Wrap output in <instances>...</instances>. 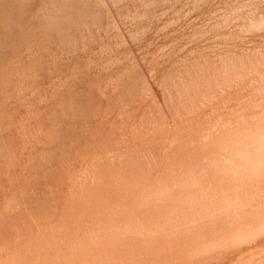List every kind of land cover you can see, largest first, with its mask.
<instances>
[{
    "label": "rangeland",
    "instance_id": "374dc122",
    "mask_svg": "<svg viewBox=\"0 0 264 264\" xmlns=\"http://www.w3.org/2000/svg\"><path fill=\"white\" fill-rule=\"evenodd\" d=\"M84 88L86 91L82 90ZM241 120L243 121L240 122ZM177 127L182 129L179 131ZM219 127L227 131H222ZM263 127L264 0H0V264H107L109 261L110 264H259V261L264 264V194H260L264 191ZM165 128L167 129L164 131ZM200 135L203 137L200 138ZM190 137L194 142L192 140L190 143ZM196 137L197 140L200 138V142ZM259 137L260 140L251 142ZM208 141L210 143H207ZM224 141V147H217L224 144ZM180 143L185 145L184 148ZM202 143L204 146H212H205L202 151ZM255 146L257 148L254 149ZM163 151L167 152L164 161ZM255 154L258 156L255 157ZM183 155L186 158L183 159ZM212 156L216 157L213 159ZM201 159L204 162L198 161ZM141 167L144 169L141 170ZM186 170L189 171L185 172ZM127 172L129 174L125 177ZM242 173H245V177ZM249 173L253 175L250 176ZM119 174H124L125 176H122L126 179L129 177L130 181L125 183L126 186L121 184L125 178ZM111 175H119L120 182L117 179V184L115 178V183ZM140 175L144 181L140 179ZM158 177L161 185L157 182ZM164 177L170 179L167 181ZM242 177L246 183L242 181ZM154 178L160 187L154 182ZM195 181L197 183H194ZM208 182H211V187ZM97 183L99 185H96ZM102 183H106L108 188ZM94 185L100 186L101 192L103 188V200L99 198L101 192L100 195L95 194L99 188H93ZM111 185L114 187L113 191ZM117 185L120 188L125 187L127 193L125 188H122L121 192ZM170 187L169 191L166 190ZM181 187H186L187 190H182ZM236 187H240L239 193L235 192ZM104 188L110 189L109 192ZM90 189L98 190L94 193ZM129 190L132 196H129ZM117 191L120 194H117ZM188 192L194 196L191 197ZM226 192H229V195L224 196L223 193ZM124 193L128 196H124ZM151 193L154 197L152 199ZM91 194L96 199H92ZM202 196H206L205 199H202ZM215 196H219L221 202ZM145 198L149 199L147 202L149 201L151 206L145 202ZM206 199V202H201ZM85 200L90 204L85 205ZM96 200H99V204ZM101 200L102 203L105 202L104 206L108 201V205L100 206L103 205ZM237 201L238 205L243 203L241 206L244 209L234 206ZM160 202L163 204H159ZM188 202L195 205L190 207ZM112 203L115 207H111ZM145 203L148 207H145ZM94 204L98 208H95ZM140 204L147 209H140L138 212L137 207L142 208ZM204 204L208 210L213 207V211L210 213L204 209ZM223 205L230 210L223 208ZM126 206H129L130 211H124L128 210ZM99 207L105 209L100 212H104L102 216L97 214ZM92 208L98 209L97 213ZM193 208H196L197 212ZM186 209H190V212L185 213ZM211 210L210 208L209 211ZM195 212H199V216L195 215ZM204 212L210 215H205ZM189 214L190 218L194 216L192 220L188 217ZM201 214L205 220L213 221L212 224L216 218V223L220 220L221 222L212 225L215 228L213 231L211 221L210 226L204 225L209 222L205 221ZM216 214L217 216L213 217ZM251 216L256 219L253 220ZM128 217L133 219L132 226L131 220H128L130 223L126 220ZM121 220L124 224H130H123V227L127 228L126 233ZM83 222L89 225H83ZM222 223L223 226L220 227ZM183 224L186 228H182ZM179 225L191 233L185 234ZM150 226H153V232L152 229L147 231ZM160 226L164 228L161 230ZM248 226L250 231L247 230ZM131 227L137 230L134 231ZM197 227L202 228V233ZM207 227L210 231L205 230ZM222 227L226 237L221 234L224 233ZM81 228H84V231ZM252 228L256 229L253 231ZM115 229L118 233H115ZM195 229L199 236L196 235ZM128 230L136 234L127 233ZM104 232L115 233L114 236L121 239L115 240V237ZM177 233L181 234V238ZM235 233L239 235L235 236ZM155 234L158 235L152 237ZM222 235L225 237L224 241H218ZM113 240L114 243L117 241L115 245ZM203 240L207 243L209 241L207 245L204 244L205 247L202 245L204 248L199 246L203 244ZM222 241L228 249L223 246ZM193 242L198 245L195 246ZM104 243L110 247H106ZM220 243L223 247L219 246ZM198 246L199 249L196 248ZM94 253H97L98 261ZM89 254L94 259L90 260ZM98 254L102 256V260Z\"/></svg>",
    "mask_w": 264,
    "mask_h": 264
},
{
    "label": "bare ground",
    "instance_id": "6f19581e",
    "mask_svg": "<svg viewBox=\"0 0 264 264\" xmlns=\"http://www.w3.org/2000/svg\"><path fill=\"white\" fill-rule=\"evenodd\" d=\"M77 43H78V42H77ZM261 44H262V43H261ZM53 48H54V47H53ZM262 49H263V48H262ZM251 51H252V50H251ZM241 52H242V51H241ZM44 55H45V53H44ZM29 56H30V55H29ZM52 59H53V58H52ZM49 61H51V60H49ZM54 61H55V60H54ZM64 62H65V61H64ZM64 62H63V63H64ZM51 64H52V63H51ZM54 64H55V63H54ZM77 66H78V65H77ZM80 66H81V65H80ZM65 68H66V67H65ZM16 69H17V68H16ZM56 69H57V68H56ZM9 70H10V69H9ZM241 70H242V69H241ZM66 71H67V70H66ZM66 71H65V72H66ZM63 73H64V72H63ZM55 74H56V73H55ZM233 74H234V73H233ZM25 75H26V74H25ZM117 75H118V74H117ZM12 76H13V75H12ZM53 76H54V75H53ZM105 76H106V75H105ZM56 77H57V76H56ZM258 77H259V76H258ZM62 78H63V77H62ZM115 78H116V77H115ZM37 79H38V78H37ZM90 79H91V78H90ZM94 80H95V79H94ZM109 80H110V79H109ZM51 82H52V81H51ZM66 83H67V82H66ZM87 83H88V82H87ZM98 83H99V82H98ZM111 83H112V82H111ZM36 84H37V83H36ZM44 84H45V83H44ZM115 84H116V83H115ZM248 84H249V83H248ZM94 85H95V84H94ZM63 86H64V85H63ZM70 86H71V85H70ZM97 86H98V85H97ZM101 86H102V85H101ZM101 86H100V87H101ZM121 86H122V85H121ZM98 87H99V86H98ZM105 87H106V86H105ZM66 88H67V87H66ZM113 88H114V87H113ZM241 88H242V87H241ZM256 88H257V87H256ZM9 89H10V88H9ZM51 89H52V88H51ZM239 89H240V88H239ZM82 90H85V91H86L85 88L82 89ZM113 91H114V90H113ZM238 91H239V90H238ZM241 91H242V90H241ZM83 92H84V91H83ZM83 92L81 91V93H83ZM239 92H240V91H239ZM28 93H29V92H28ZM20 94H21V93H20ZM71 94H72V92H71ZM77 94H78V93H77ZM77 94H76V95H77ZM57 96H58V95H57ZM236 96H237V95H236ZM44 97H45V96H44ZM233 97H234V96H233ZM65 98H66V97H65ZM216 98H217V97H216ZM226 99H227V98H226ZM226 99H224V100H226ZM61 100H62V99H61ZM64 101H65V99H64ZM74 101H75V100H74ZM126 102H127V101H126ZM59 103H60V102H59ZM66 103H67V102H66ZM79 103H80V102H79ZM29 104H30V103H29ZM40 104H41V103H40ZM236 104H237V103H236ZM73 105H74V104H73ZM45 106H46V105H45ZM58 107H59V106H58ZM77 107H78V106H77ZM79 107H80V106H79ZM8 109H9V108H8ZM58 109H59V108H58ZM75 109H76V108H75ZM78 109H79V108H78ZM83 109H84V108H83ZM86 109H87V108H86ZM98 109H99V108H98ZM59 110H60V109H59ZM76 110H77V109H76ZM76 110H74V111H76ZM215 110H216V109H215ZM9 111H10V110H9ZM83 111H84V110H83ZM95 111H96V110H95ZM131 111H132V110H131ZM47 112H48V111H47ZM35 113H36V112H35ZM68 113H69V112H68ZM81 113H82V111H81ZM96 113H97V112H96ZM38 114H39V113H38ZM43 114H44V113H43ZM83 114H84V112H83ZM88 114H89V113H88ZM260 114H262V113H260ZM47 115H48V114H47ZM74 115H75V114H74ZM206 115H207V114H206ZM226 115H227V114H226ZM62 116H63V115H62ZM78 116H79V115H78ZM45 117H46V116H45ZM45 117H44V118H45ZM79 117H80V116H79ZM82 117H83V116H82ZM82 117H81V119H82ZM115 117H116V115H115ZM238 117H239V116H238ZM74 118H75V117H74ZM85 118H86V117H85ZM102 118H103V117H102ZM40 119H41V118H40ZM240 119H241V118H240ZM12 120H13V119H12ZM65 120H66V118H65ZM85 120H86V119H85ZM238 120H239V119H238ZM238 120H236V123L238 122ZM202 121H203V120H202ZM233 121H234V120H233ZM242 121H243V120H241L240 122H242ZM7 122H8V121H7ZM10 122H12V121H10ZM46 122H47V121H46ZM162 122H163V121H162ZM181 122H183V120H181ZM234 122H235V121H234ZM177 123H178V122H177ZM49 124H50V123H49ZM73 124H74V123H73ZM174 124H176V122H174ZM181 124L183 125V123H181ZM196 124H197V123H196ZM232 124H234V123L232 122ZM232 124H231V126H233ZM239 124H240V123H239ZM244 124H246V123H244ZM249 124H250V122H249ZM42 125H43V124H42ZM69 125H70V124H69ZM78 125H79V124H78ZM177 125L180 126V124H177ZM184 125H186V123H185ZM192 125H193V124H192ZM205 125H206V124H205ZM215 125H216V124H215ZM66 126H67V125H66ZM188 126H189V125H188ZM190 126H191V125H190ZM213 126H214V125H213ZM213 126H212V127H213ZM229 126H230V124H229ZM234 126H235V125H234ZM234 126H233V127H234ZM239 126H240V125H239ZM245 126H246V125H245ZM72 127H73V126H72ZM82 127H83V126H82ZM88 127H89V126H88ZM157 127H158V126H157ZM165 127H166V126H165ZM185 127H186V126H185ZM210 127H211V126H210ZM210 127L208 126V128H210ZM247 127H248V126H247ZM86 128H87V127H86ZM158 128H159V127H158ZM163 128H164V124H163ZM177 128H178V127H177ZM177 128H176V129H177ZM180 128H181V127H180ZM180 128H178L179 131H180ZM183 128H184V127H183ZM187 128H188V127H187ZM189 128H190V127H189ZM223 128H224V126H223ZM238 128H239V127H238ZM238 128H236V129H238ZM71 129H72V128H71ZM77 129H79V127H78ZM166 129H167V128H165L164 131H165ZM174 129H175V128H174ZM181 129H182V128H181ZM213 129H214V127H213ZM213 129H212V130H213ZM219 129H222V128L219 127ZM227 129H228V128H227ZM246 129H248V128H246ZM250 129H251V127H250ZM254 129H255V128H254ZM262 129H264V127H263ZM84 130H85V127H84ZM86 130H87V129H86ZM198 130H199V129H198ZM209 130H211V129H209ZM217 130H218V129H217ZM223 130H224V129H222V131H223ZM228 130H229V129H228ZM233 130H235V129H233ZM233 130H232V131H233ZM160 131H161V130H160ZM224 131L226 132L227 130H224ZM235 131H237V130H235ZM244 131H245V130H244ZM250 131H251V130H249L248 133H250ZM256 131L258 132V131H260V130H256ZM256 131H255L254 133H256ZM17 132H18V131H17ZM29 132H30V131H29ZM210 132H211V131H210ZM214 132H215V131H213V133H214ZM242 132H243V130H242ZM245 132H246V131H245ZM252 132H253V131H252ZM260 132H261V131H260ZM30 133H31V132H30ZM114 133H115V132H114ZM186 133H187V132H186ZM199 133H200V132H199ZM248 133H247V134H248ZM187 134L189 135V133H187ZM206 134L208 135V132H207ZM211 134H212V132H211ZM216 134H217V133H215V135H216ZM239 134H240V133H239ZM241 134H243V133H241ZM252 134H253V133H252ZM256 134H257V133H256ZM262 134H263V133H262ZM70 135L72 136V134H70ZM204 135H205V134H204ZM207 135H206L205 137H207ZM217 135H219V134H217ZM243 135H245V134H243ZM257 135H258V134H257ZM73 136H75V135H73ZM90 136H91V135H90ZM93 136H94V135H93ZM184 136H185V135H184ZM190 136H191V135H190ZM200 136H201L200 138L203 137L202 135H200ZM210 136H212V135H210ZM237 136H238V134H237ZM82 137H83V136H82ZM216 137H217V136H216ZM222 137H223V135H222ZM222 137H219V138H222ZM243 137H244V136H243ZM248 137H249V136H248ZM66 138H67V137H66ZM180 138H181V137H180ZM182 138H183V137H182ZM184 138H185V137H184ZM200 138H198L199 140H197V137H196V140L200 142ZM210 138H211V137H210ZM235 138H237L238 140L240 139L239 137H236V136H235ZM255 138H256V136H255ZM261 138H262V140H263V137H261ZM41 139H42V138H41ZM72 139H74V138H72ZM79 139H80V138H79ZM190 139H191V140H190ZM190 139H188V141L190 140V143H191L192 140H193V142H194V139H192L191 137H190ZM227 139H228V138H227ZM237 139H236V140H237ZM241 139H242V138H241ZM244 139H245V137L242 139V141H243ZM246 139H247V136H246ZM252 139H254V138H252ZM153 140H154V139H153ZM207 140H208V138H207ZM212 140H213V137H212ZM223 140H224V139H223ZM250 140H251V139H250ZM258 140H260V137H259L257 140H255V141H254V140H251V142H252V141H253V142H256V141H258ZM66 141H67V140H66ZM178 141H179V140H178ZM227 141H228V140H227ZM263 141H264V140H263ZM263 141H262V143H264ZM64 142H65V141H64ZM73 142H74V141H73ZM195 142H196V141H195ZM202 142H204V141H202ZM243 142H244V141H243ZM248 142H249V141H248ZM253 142H252V143H253ZM260 142H261V141H260ZM66 143H67V142H66ZM184 143H185V142H184ZM186 143H187V142H186ZM186 143H185V144H186ZM207 143H210V141H208ZM214 143H215V142H214ZM219 143H220V142H219ZM151 144H152V143H151ZM175 144H176V143H175ZM180 144H181V143H180ZM180 144H179V145H180ZM182 144H183V143H182ZM182 144H181V146H183V148H184L185 145H182ZM192 144H193V143H192ZM197 144L201 145L200 143H197ZM229 144H230V143H229ZM229 144H228V145H229ZM67 145H68V144H67ZM70 145H71V144H70ZM97 145H98V144H97ZM195 145H196V144H194V146H195ZM202 145L204 146L203 143H202ZM210 145H211V144H210ZM214 145H215V144H214ZM220 145H221V146L226 145V144H225V141H224V144H219V145H217V147L220 148V147H221ZM262 145H263V144H262ZM63 146H64V145H63ZM65 146H66V145H65ZM71 146H73V145H71ZM71 146H70V147H71ZM176 146H177V145H176ZM192 146H193V145H192ZM205 146H206V144H205ZM205 146L203 147V150H202V151H204ZM211 146H212V145H211ZM211 146H208V145H207L206 147H210V148H211ZM236 146H237V145H236ZM251 146H253V145H251ZM91 147H92V146H91ZM150 147H151V146H150ZM152 147H153V146H152ZM187 147H189V143H188V146H187ZM190 147H191V144H190ZM195 147H196V146H195ZM223 147H224V146H223ZM225 147H226V146H225ZM231 147H232V146H231ZM231 147H230V148H231ZM238 147H239V146H238ZM248 147H249V146H248ZM75 148H76V147H75ZM94 148H95V147H94ZM98 148H99V147H98ZM171 148H172V147H171ZM171 148H169V149H171ZM200 148H202V147H200ZM210 148H209V149H210ZM215 148H216V145H215ZM226 148H227V147H226ZM230 148H229V149H230ZM253 148L255 149V148H257V147L255 146V147H253ZM68 149H69V148H68ZM76 149H77V148H76ZM89 149H90V148H89ZM161 149H162V148H161ZM167 149H168V148H167ZM173 149H175V148H173ZM235 149H237V148H235ZM250 149L252 150L251 147H250ZM250 149H247V150H250ZM163 150H165V149H163ZM187 150H188V148H187ZM187 150L185 149V151H187ZM191 150H193V149L191 148ZM205 150H206V149H205ZM212 150H213V149H212ZM224 150H225V149H224ZM224 150H223V151H224ZM231 150L233 151L234 149H231ZM251 150H250V151H251ZM35 151H36V150H35ZM76 151H77V150H76ZM94 151H95V150H94ZM169 151H170V150H169ZM171 151H172V150H171ZM171 151H170V152H171ZM195 151H196V150H195ZM207 151H208V149H207ZM225 151H227V150H225ZM229 151H230V150H229ZM229 151H228V152H229ZM232 151H231V152H232ZM220 152H222V151H220ZM236 152H237V151H236ZM239 152H240V151H239ZM246 152H248V151H246ZM160 153H161V152H160ZM163 153H164V156H163L164 159H162V160L164 161V160H165V155H166L167 152L165 153V152L163 151ZM163 153H162V155H163ZM172 153H173V151H172ZM179 153H180V152H179ZM193 153H194V152H193ZM225 153H226V152H225ZM229 153H230V152H229ZM70 154H72V153H70ZM151 154H152V153H151ZM168 154H169V152H168ZM168 154H167V156H168ZM170 154H171V153H170ZM217 154H220V153H217ZM217 154H216V155H217ZM226 154H227V153H226ZM226 154H225V155H226ZM242 154H243V152H242ZM244 154H245V152H244ZM258 154H259V153H258ZM78 155H79V153H78ZM202 155H203V154H202ZM220 155H221V154H220ZM220 155H219V156H220ZM222 155H223V154H222ZM255 155H256V154H255ZM260 155H261V154H260ZM167 156H166V157H167ZM187 156H188V155H187ZM190 156H191V154H190ZM190 156H189V157H190ZM229 156H230V155H229ZM246 156H247V155H245V157H246ZM249 156H250V155H249ZM252 156H254V155H252ZM257 156H258V155H256L255 157H257ZM261 156H263V153H262ZM67 157H69V156H67ZM168 157H170V156H168ZM168 157H167V158H168ZM173 157H174V155L172 156V159H174ZM182 157H183V159H184L185 156L183 155ZM182 157H181V158H182ZM191 157L194 158L193 156H191ZM206 157H207V156H206ZM212 157H213V159H214V157H216V156H212ZM212 157H211V159H212ZM240 157H241V156H240ZM250 157H251V156H250ZM167 158H166V159H167ZM185 158H186V157H185ZM233 158H234V157H233ZM246 158H247V157H246ZM248 158H249V157H248ZM259 158H260V157H259ZM261 158L263 159V157H261ZM261 158H260V159H261ZM24 159H25V158H24ZM169 159H170V158H169ZM183 159H182V160H183ZM189 159H191V158H189ZM206 159H207V158H206ZM206 159H205V160H206ZM218 159H220V158H218ZM223 159H224V158H223ZM167 160H168V159H167ZM191 160H192V159H191ZM225 160H226V157H225ZM254 160H255V159H254ZM254 160H253V162H254ZM41 161H42V160H41ZM99 161H100V160H99ZM186 161H187V159H186ZM192 161H194V159H193ZM192 161H191V162H190V161H187V162H190L191 164H193ZM198 161H200L201 163L204 162L203 159L198 160ZM211 161H212V160H211ZM251 161H252V160H251ZM255 161H256V160H255ZM258 161H259V160H258ZM263 161H264V160H263ZM35 162H36V161H35ZM58 162H59V161H58ZM166 162H167V161H166ZM169 162H170V161H169ZM171 162H172V161H171ZM181 162H183V161H181ZM196 162H197V161H196ZM214 162H215V161H214ZM60 163H61V162H60ZM74 163H75V162H74ZM74 163H73V164H74ZM79 163H80V162H79ZM167 163H168V162H167ZM167 163H166V165H167ZM179 163H180V162H179ZM207 163H208V162H207ZM215 163H216V162H215ZM215 163H213V165H215ZM224 163H225V162H224ZM228 163H229V162H228ZM259 163H260V162H259ZM57 164H58V163H57ZM57 164H56V165H57ZM171 164H172V163H171ZM171 164H170V167L172 166ZM186 164H187V163H185L184 165H186ZM196 164H197V163H196ZM216 164H217V163H216ZM230 164H231V163H230ZM232 164H235V163H232ZM242 164H243V163H242ZM249 164H250V163H249ZM251 164H252V163H251ZM263 164H264V162H263ZM59 165H60V164H59ZM70 165H71V164H70ZM156 165H157V164H156ZM162 165L165 166V164H162ZM181 165H182V164H180V166H181ZM206 165H207V164H206ZM211 165H212V164H211ZM224 165H225V164H224ZM252 165H253V164H252ZM252 165H251V166H252ZM260 165H261V164H260ZM260 165H259V166H260ZM53 166H54V165H53ZM146 166H147V165H146ZM151 166H152V165H151ZM173 166H174V165H173ZM186 166H187V165H186ZM186 166H185V168H186ZM217 166H218V168H220L219 165H217ZM228 166H229V165H228ZM233 166L236 167V165H233ZM240 166H241V165H240ZM259 166H258V168H261V167H259ZM60 167H61V166H60ZM136 167H137V166H136ZM147 167H149V166H147ZM158 167H159V166H158ZM193 167H194V166H193ZM196 167H197V166H196ZM238 167H239V166H238ZM242 167H243V166H242ZM244 167H245V166H244ZM247 167H249V166H247ZM255 167H256V166H255ZM70 168H71V167H70ZM138 168H139V167H138ZM138 168H137V169H138ZM162 168H163V167H162ZM174 168H176V167L174 166ZM178 168H179V167H178ZM188 168H190V166H188ZM205 168H206V167H205ZM231 168H232V166H231ZM236 168H237V167H236ZM236 168H234V169H235V172H236ZM258 168H257V169H258ZM262 168H263V170H264V166H262ZM139 169H140V168H139ZM142 169H144V167H143V168L141 167V170H142ZM168 169H169V168H168ZM171 169H172V168H171ZM186 169H187V168H186ZM191 169H192V167H191ZM223 169H224V168H223ZM227 169H228V168H227ZM229 169H230V168H229ZM234 169H233V170H234ZM244 169H245V168H244ZM244 169H243V170H244ZM251 169H252V168H251ZM251 169H250V170H251ZM253 169H254V167H253ZM29 170H30V169H29ZM133 170H135V169H133ZM149 170H150V169H149ZM161 170H162V169H161ZM164 170H166V169L164 168ZM164 170H162V172H163ZM169 170H170V169H169ZM239 170H242V169H239ZM247 170H248V169H247ZM60 171H61V170H60ZM62 171H63V170H62ZM70 171H71V170H70ZM81 171H82V170H81ZM166 171H167V170H166ZM166 171H165V173H166ZM172 171H174V170H172ZM177 171H179V170H177ZM177 171H176V172H177ZM183 171H184V170H183ZM187 171H189V170H186L185 172H187ZM230 171H231V170H230ZM245 171H246V169L244 170V172H245ZM248 171H249V170H248ZM252 171H254V170H252ZM258 171H261V170H258ZM258 171H257V173H258ZM65 172H66V171H65ZM71 172H72V171H71ZM109 172H111V171H109ZM138 172L140 173V170H139ZM149 172H150V171H149ZM176 172H175V173H176ZM179 172H181V171H179ZM240 172H241V171H240ZM250 172H251V171H250ZM66 173H67V172H66ZM105 173H106V172H105ZM107 173H108V171H107ZM154 173H155V172H154ZM159 173H160V171H159ZM233 173H234V172H233ZM238 173H239V172L237 171L236 174L238 175ZM252 173H253V172H252ZM103 174H104V173H103ZM128 174H129V173L127 172V173H125L126 176H125L124 174H122V175H124L125 177H127ZM132 174H133V172H132ZM143 174H144V173H143ZM155 174H156V173H155ZM155 174H154V175H155ZM173 174H174V173H173ZM183 174H184V172H183ZM194 174H195V173H194ZM198 174H199V173H198ZM198 174H197V175H198ZM223 174H224V173H223ZM236 174H235V176H236ZM244 174H245V173H242V175H244ZM250 174H251V173H249V175H250ZM255 174H256V173H255ZM255 174H254V175H255ZM113 175L115 176V174H113ZM119 175H120V174H119ZM119 175H118V176H119ZM122 175H120V176H122ZM151 175H152V174H151ZM157 175H161V174H157ZM168 175H170V174L168 173ZM171 175H172V173H171ZM175 175H176V174H174V176H175ZM184 175H186V174H184ZM233 175H234V174H233ZM233 175H232V176H233ZM240 175H241V174H240ZM252 175H253V174H252ZM252 175H250V176H252ZM56 176H57V175H56ZM104 176H105V174H104ZM111 176H112V175H111ZM114 176H112V178H113ZM118 176L116 175V177H114V182H115V178H116V180H117V179L119 180V177H118ZM124 176H122L123 179L125 178ZM138 176H139V174H138ZM138 176H137V177H138ZM141 176H142V175H140V177H141ZM166 176H167V175H166ZM166 176H165V177H166ZM181 176H183V175H181ZM188 176H189V175H188ZM193 176H194V175H193ZM210 176H211V175H210ZM235 176H234V177H235ZM255 176H256V175H255ZM255 176H254V177H255ZM258 176H260V175H258ZM46 177H48V176H46ZM133 177H135V175H133ZM162 177H163V175H162ZM165 177H164V178H165ZM183 177L186 178V176H183ZM196 177H197V176H196ZM228 177H230V173H229ZM238 177L240 178V176H238ZM244 177H245V175H244ZM244 177H242V181H244V180H243ZM247 177H248V175H246V178H247ZM167 178H168V176H167ZM172 178H173V176H172ZM212 178H213V177H212ZM215 178H217V177H215ZM232 178H233V177H232ZM246 178H245V179H246ZM252 178H253V177H252ZM255 178H257V177H255ZM68 179H69V178H68ZM72 179H73V178H72ZM120 179H121V177H120ZM140 179L143 180L142 177H141ZM144 179H145V178H144ZM165 179H166V178H165ZM169 179H170V178H169ZM169 179H168V180H169ZM173 179H175V178H173ZM173 179H172V180H173ZM186 179H187V178H186ZM194 179H195V177H194ZM217 179H218V178H217ZM234 179H235V178H234ZM248 179H249V178H247L246 180H248ZM50 180H51V179H50ZM118 180H117V184L120 182V180H119V182H118ZM126 180H127V181H126ZM132 180H133V178H132ZM134 180H135V179H134ZM134 180H133V181H134ZM142 180H141V181H142ZM166 180H167V179H166ZM168 180H167V181H168ZM213 180H214V178H213ZM236 180H237V178H236ZM236 180H235V181H236ZM246 180H245V181H246ZM22 181H23V178H22ZM52 181L54 182V178L52 179ZM68 181H69V180H68ZM70 181H71V180H70ZM70 181H69V182H70ZM109 181H110V180H109ZM109 181H108V182H109ZM128 181H130V180H129V177H128V179L125 178V181L123 180V182H122L121 184H123V183L125 184V183H127ZM136 181H137V179H136ZM143 181H144V180H143ZM149 181H150V179H149ZM160 181H161V180H160ZM160 181H159V177H158V181H157V182H159V185H161ZM162 181H163V179H162ZM170 181H171V180H170ZM199 181H200V180H199ZM203 181L206 182V180H203ZM217 181H219V179H218ZM245 181H244V182H245ZM58 182H60V181H58ZM138 182L141 183L140 181H138ZM138 182H137V183H138ZM145 182H146V180H145ZM154 182H156V181H155V178H154ZM157 182H156V184H157ZM165 182H166V181H165ZM189 182H190V181H189ZM211 182H212V181H211ZM211 182H210V183L208 182V183H209V186H210ZM246 182H247V181H246ZM246 182H245V183H246ZM248 182H249V180H248ZM263 182H264V181H263ZM47 183H48V182H47ZM51 183H52V182H51ZM110 183H113V182H110ZM110 183H109V185H110ZM115 183H116V182H115ZM115 183H114V184H115ZM162 183H163V182H162ZM192 183H193V182H192ZM194 183H197V182L195 181ZM201 183H202V182H201ZM201 183L199 182V184H201ZM206 183H207V182H206ZM224 183H225V182H224ZM245 183H244V184H245ZM261 183H262V182H261ZM261 183H260V184H261ZM53 184H54V183H53ZM102 184H103V185H106V183H105V184L102 183ZM130 184H131V183H130ZM130 184H128V185H130ZM154 184H155V183H154ZM212 184H213V182H212ZM237 184H238V183H237ZM58 185H59V183H58ZM96 185H99V184L97 183ZM103 185H102V187H103ZM112 185H113V184H112ZM112 185H111V187H110V186H109V187L112 188V187H113ZM142 185H144V184H142ZM145 185H146V184H145ZM145 185H144V186H145ZM157 185H158V184H157ZM157 185H155V186H157ZM159 185H158V186H159ZM164 185H165V184H164ZM168 185H169V184H168ZM168 185H167V186H168ZM171 185H172V184H171ZM197 185H198V184H197ZM204 185H205V184H204ZM250 185H253V184H250ZM69 186H70V185H69ZM69 186H68V187H69ZM118 186H119V185H117V188H118ZM123 186H126V184L123 185ZM123 186H121V187H122V188H125V187H123ZM133 186H134V184H133ZM137 186H138V185H137ZM137 186H136V188H137ZM152 186H153V185H152ZM152 186H151V188H152ZM155 186H154V187H155ZM162 186H163V185H162ZM186 186H187V185H186ZM202 186H203V185H202ZM205 186H206V185H205ZM238 186H239V184H238ZM263 186H264V185H263ZM47 187H48V186H47ZM60 187H61V186H60ZM62 187H63V185H62ZM76 187H77V186H76ZM90 187H91V186H90ZM90 187H88V189H89ZM96 187H97V186H96ZM96 187H95V185H94L93 188H96ZM99 187H100V186H98L97 188H99ZM134 187H135V186H134ZM134 187H132V188L130 187V188L133 189ZM159 187H160V186H159ZM203 187H204V186H203ZM210 187H211V186H210ZM210 187L207 186V188H210ZM247 187H248V186H247ZM71 188H72V187H71ZM86 188H87V187H86ZM106 188H108L107 185H106ZM106 188H104V190H105ZM115 188H116V185H115ZM122 188H120V186H119V189H121V192H123V191H122V190H123ZM138 188H139V187H138ZM164 188H165V187H164ZM192 188H193V187H192ZM204 188H206V187H204ZM212 188H213V187H212ZM229 188H230V187H229ZM236 188H237V190H236L235 192H238V193H239V191H240L239 188H240V187H239V188L236 187ZM245 188H246V187H245ZM245 188H244V189H245ZM261 188H262V187H261ZM131 189H130V190H131ZM142 189H143V188H142ZM162 189H163V188H162ZM170 189H171V187L168 188V189L166 188V190H168V191H169ZM181 189H182V187H181ZM183 189L187 190L186 187L183 188ZM183 189H182V190H183ZM213 189H214V188H213ZM215 189H216V188H215ZM232 189H233V188H232ZM234 189H235V188H234ZM234 189H233V190H234ZM253 189H254V188H253ZM68 190H69V189H68ZM75 190H76V189H75ZM90 190H92V192H94V191H97L98 189H94V191H93V189H90ZM99 190H100V188H99ZM99 190H98V191H99ZM109 190H110V189H109ZM109 190L106 189V191H108V192H109ZM113 190H114V187H113V189H112L111 191H113ZM115 190H116V189H115ZM125 190H126V188H125ZM130 190H129V191H130ZM134 190H135V189H134ZM166 190L164 189L163 191L166 192ZM188 190H189V189H188ZM207 190H208V189H207ZM210 190H211V189H210ZM210 190H209V191H210ZM233 190H232V191H233ZM45 191H46V190H45ZM98 191H97L96 193H95V192H94V193H95V194L98 193V195H100L99 193L101 192V190H100L99 192H98ZM119 191H120V190H119ZM131 191H133V190H131ZM131 191H130V192H131ZM139 191H140V190H139ZM146 191H147V190H146ZM149 191H150V190H149ZM174 191H175V190H174ZM230 191H231V190H230ZM230 191H229V192H230ZM252 191H253V190H252ZM77 192H78V191H77ZM82 192H83V191H82ZM92 192H91V193H92ZM115 192H116V191H115ZM117 192H118V191H117ZM124 192H125V191H124ZM144 192H145V191H144ZM159 192H160V191H159ZM172 192H173V191H172ZM198 192H199V191H198ZM198 192L196 191V193H198ZM212 192H213V191H212ZM229 192H228V193H229ZM233 192H234V191H233ZM233 192H230V193H233ZM259 192H261V191H259ZM86 193H87V192H86ZM94 193H92V194H94ZM102 193H103V188H102L101 195H100V197H99V198H101V199H102V197H103L102 195H105V192H104V194H102ZM126 193H127V190H126ZM126 193H124V194H125L124 196H128ZM128 193H129V192H128ZM167 193H168V192H167ZM193 193H195V191H194ZM209 193H210V192H209ZM228 193H227V192H226V193H223V195L225 196V194L227 195ZM252 193H253V192H252ZM67 194H68V193H67ZM83 194H84V193H83ZM92 194H91L90 197L93 199L94 197L92 196ZM115 194H116V193H115ZM117 194H120V193L118 192ZM129 194H130L129 196H132V195H131L132 192L129 193ZM161 194H162V193H161ZM179 194H180V192H179ZM186 194H187V193H186ZM188 194H189V192H188ZM206 194H207V193H206ZM206 194H205V195H206ZM216 194H217V193H216ZM258 194H259V193H258ZM260 194H264V191H262ZM106 195H107V192H106ZM108 195H109V194H108ZM110 195H112V194H110ZM133 195H134V193H133ZM151 195H152V193H151ZM151 195H149V197H150ZM182 195H184V193L181 194V196H182ZM189 195H190V194H189ZM196 195L198 196L199 194H196ZM202 195H203V194H202ZM214 195H215V192H214V194L212 195L213 198H214ZM220 195H222V194H220ZM223 195H222L221 197H223ZM228 195H229V194H228ZM233 195H235V193H234ZM233 195H231V197H233ZM66 196H68V195H66ZM101 196H102V197H101ZM114 196H115V195H114ZM116 196L118 197V195H116ZM121 196H123V195H121ZM134 196H135V195H134ZM140 196H141V195H140ZM140 196H139V197H140ZM154 196H155V195H154ZM163 196H164V195H163ZM181 196H180V197H181ZM190 196H191V195H190ZM190 196H189V197H190ZM193 196H194V195H192L191 197H193ZM199 196H200V195H199ZM236 196H237V195H236ZM251 196H252V195H251ZM253 196H254V194H253ZM75 197H76V196H75ZM84 197H85V196H84ZM105 197H108V196H105ZM109 197H110V196H109ZM109 197H108V198H109ZM141 197H142V196H141ZM152 197H153V195L151 196V199H152ZM168 197H169V196H168ZM187 197H188V196L186 195V198H187ZM203 197H204V199H205L206 196H202L201 198L203 199ZM210 197H211V196H210ZM210 197H208V198H210ZM217 197H218V198H217ZM217 197L215 196L216 199H219V200H220L219 196H217ZM231 197H230L229 199H231ZM238 197H239V196H238ZM243 197H244V195H243ZM249 197H250V196H249ZM59 198H60V197H59ZM97 198H98V196H97ZM99 198H98V199H99ZM111 198H112V196L110 197V199H111ZM113 198H114V197H113ZM119 198H121V197H119ZM122 198H123V197H122ZM136 198H137V197H136ZM147 198H148V197H147ZM147 198H145L146 201H145V200H142V201L147 202V200H149V199H147ZM153 198H154V197H153ZM178 198H179V197H178ZM208 198H207V199H208ZM227 198H228V197L225 198L226 201H228ZM260 198H261V197H260ZM55 199H56V198H55ZM94 199H96V198H94ZM129 199H130V198H129ZM129 199H128V200H129ZM187 199H188V198H187ZM202 199H201V200H202ZM207 199L204 200V201H201V202H206ZM238 199H240V198H238ZM56 200H57V199H56ZM89 200H90V198H89ZM102 200H103V199H102ZM102 200H101V203H102ZM196 200H197V199H196ZM209 200H210V199H209ZM211 200H212V199H211ZM211 200H210V201H211ZM243 200H244V199H243ZM243 200H242V201H243ZM250 200H251V199H250ZM60 201H61V200H60ZM60 201H59V202H60ZM64 201H65V200H64ZM82 201H83V200H82ZM85 201H86V200H85ZM91 201H92V200H91ZM96 201H98V202H96V203L99 204V200H96ZM104 201H106V200H104ZM123 201H124V200H123ZM125 201H127V200H125ZM130 201H132V200H130ZM136 201H137V200H136ZM136 201H135V202H136ZM167 201H168V200H167ZM198 201H199V200H198ZM229 201H230V200H229ZM240 201H241V200H240ZM247 201H248V198H247ZM75 202H76V201H75ZM93 202H94V200H93ZM120 202H122V201H120ZM132 202H133V201H132ZM132 202H131V203H132ZM135 202H134V204H137V205H138V203H135ZM140 202H141V201H140ZM152 202H153V201H152ZM165 202H166V201H165ZM168 202H169V201H168ZM212 202H213V201H212ZM220 202H221V200H220ZM233 202H234V201H232V203H233ZM243 202H244V201H243ZM60 203H61V202H60ZM60 203H59V204H60ZM86 203H89V201H88V202L86 201V202H85V205H86ZM94 203H95V202H94ZM104 203H105V202H104ZM104 203H102L103 205L100 204V206H104ZM123 203L125 204V203H127V202H123ZM156 203H158V202H156ZM156 203H154V204H156ZM161 203H162V202H160L159 204H161ZM174 203H175V202H174ZM188 203H189V202H188ZM192 203H193V202H192ZM192 203H191V204L189 203V204H190V207H192L191 205H193V206L195 205V204H192ZM222 203H223V202H222ZM235 203H236L237 205H234V206H237L238 209H240L241 207H243V206H241L243 203H242L241 205H238V201L235 202ZM63 204H64V203H63ZM80 204H81V202H80ZM80 204H79V205H80ZM89 204H90V203H89ZM134 204H133V206H135ZM145 204H146V203H145ZM145 204H144V205H145ZM147 204L149 205V201L147 202ZM147 204L145 205V207H148ZM162 204H163V203H162ZM223 204H224V203H223ZM230 204H231V203H230ZM246 204H247V202L244 203V205H246ZM64 205H65V204H64ZM77 205H78V204H77ZM81 205H82V204H81ZM91 205H92V203H91ZM107 205H108V201H107ZM107 205H105V206H107ZM112 205H113V203H112ZM116 205H117V202H116ZM129 205H130V203H129ZM137 205H136V207H137ZM140 205H141V204H140ZM142 205H143V204H142ZM142 205H141L142 208H140V206L137 207V208L139 209L138 212L141 211L140 209H145V210L147 209V208H145V207L143 208ZM152 205H153V203H152ZM198 205H200V204H198ZM215 205H217V201H216V204H215ZM219 205H220V203H219ZM58 206H60V205H58ZM92 206H93V205H92ZM92 206H91V207H92ZM94 206H95V204H94ZM105 206H104V207H105ZM109 206H110V203H109ZM130 206H131V208H133L132 205H130ZM149 206H151V204H150ZM160 206L162 207V205H160ZM184 206H186V205H184ZM203 206H204V207H203L204 209H207V206H206L205 204H204ZM225 206H226V205H225ZM225 206L223 205V208H224ZM238 206H241V207L239 208ZM60 207H61V206H60ZM77 207H78V206H77ZM91 207H87V208H91ZM96 207H97V206H95V208H96ZM111 207H115V205H113V206H111ZM117 207H118V206H117ZM119 207H120V206H119ZM126 207H127V206H126ZM126 207H125V208H126ZM128 207H129V206H128ZM128 207H127L128 210H124V211H130V210H129L130 208H128ZM174 207H175V206H174ZM200 207H201V208H200V210H201V209H202V206H200ZM205 207H206V208H205ZM228 207H229V206H228ZM83 208H84V207H83ZM95 208H92V210H94ZM97 208H98V207H97ZM99 208H100V207H99ZM101 208H103V207H101ZM101 208H100V209H101ZM125 208H123V209H125ZM181 208H182V206H181ZM187 208H188V205H187ZM196 208L198 209L199 206L196 207ZM196 208H193V209L195 210ZM210 208L212 209L211 211H209ZM210 208H209V210H208V209H207V210H208V212L211 213V212L213 211V207H210ZM216 208H217V207H216ZM229 208H230V207H229ZM237 208H236V209H237ZM72 209H73V207H72ZM100 209H99V211H98V209H95L96 212H95V211H93V212L97 213V211H98L97 214L99 215L101 211H104V210H105L104 208H103V210H100ZM109 209H110V211H111V208H109ZM109 209H106V210L109 211ZM119 209H120V208H119ZM123 209H121V210H123ZM135 209H136V208H135ZM135 209H134V210H135ZM172 209H173V208H172ZM178 209L180 210V208H177V210H178ZM204 209H203V210H204ZM225 209H226V207H225ZM225 209H224V210H225ZM231 209L233 210V208H231ZM236 209H235V211H236ZM242 209H244V207H243ZM242 209H241V211H242ZM89 210H90V209H89ZM116 210H117V212H120V211H118V209H116ZM136 210H137V209H136ZM166 210H167V208H166ZM173 210H174V209H173ZM177 210L175 209V211H177ZM183 210H184V209H183ZM186 210H187V209H186ZM186 210H185V211H186ZM191 210H192V209H191ZM203 210H201V211H203ZM220 210H221V208H220ZM222 210H223V209H222ZM226 210H230V209H226ZM245 210H246V209H245ZM257 210H259V209H257ZM58 211H59V210H58ZM84 211H85V210H84ZM86 211H88V210H86ZM124 211H123V212H124ZM132 211H133V210H132ZM175 211H174V212H175ZM188 211L190 212V209L187 210L185 213H187ZM195 211L197 212V210H195ZM237 211H238V210H237ZM237 211H236V212H237ZM61 212H62V211H61ZM61 212H60V213H61ZM111 212H113V210H112ZM135 212H136V211H135ZM174 212H173V214H175ZM196 212H195V215H198V216H199L198 213H199L200 211H199L197 214H196ZM223 212H224V211H223ZM225 212L227 213V211H225ZM253 212H254V211H253ZM253 212H252V213H253ZM255 212H256V209H255ZM258 212H260V211H258ZM258 212H257V214H258ZM262 212H263V210H262ZM262 212H261V213H262ZM88 213H89V211H88ZM90 213H92V211H91ZM109 213H110V212H109ZM120 213H122V212H120ZM124 213L126 214V212H124ZM124 213H123V214H124ZM130 213H131V212H130ZM177 213H179V211H178ZM183 213H184V212H182V214H183ZM200 213H201V212H200ZM206 213H207V212H204L205 215H206ZM210 213H207L208 216L210 215ZM216 213H217V212H216ZM231 213H232V211H231ZM261 213H260V214H261ZM263 213H264V212H263ZM56 214H58V213L56 212ZM103 214H104V212H103L102 214H100V215L102 216ZM107 214H108V213H107ZM107 214H106V215H107ZM114 214H115V212H114ZM123 214H122V216H123ZM128 214H129V213H128ZM133 214H134V212H133ZM182 214H181L180 217L183 216ZM191 214H193V213H191ZM191 214H189V216H188V215H187V216L190 218V215H191ZM212 214H214V213H212ZM212 214H211L210 217H212ZM218 214H219V213H218ZM223 214H225V213H223ZM229 214H230V213H229ZM232 214H233V213H232ZM242 214H243V213H242ZM89 215H90V214H89ZM89 215H88V216H89ZM95 215H96V214H95ZM109 215H110V214H109ZM109 215H108V216H109ZM111 215H112V214H111ZM115 215H116V214H115ZM117 215H118V213H117ZM119 215H121V214H119ZM156 215H157V214H156ZM171 215H172V214H171ZM201 215H202V218H203V214H201ZM201 215H200V216H201ZM205 215H204V216H205ZM227 215H228V214H227ZM238 215H240V214H238ZM246 215L248 216V214H246ZM55 216H56V215H55ZM108 216H107V217H108ZM130 216H131V215H130ZM165 216H166V215H165ZM172 216H174V215H172ZM175 216H176V215H175ZM185 216H186V215H185ZM216 216H217V214H216L215 216L213 215V217H216ZM244 216H245V215H244ZM255 216H258V215H255ZM255 216H254V217H255ZM260 216H261V215H260ZM48 217H49V216H48ZM52 217H53V216H52ZM52 217H50V218H52ZM91 217H93V216H91ZM94 217H96V216H94ZM99 217H100V216H99ZM107 217H106V218H107ZM110 217H111V216H110ZM114 217H115V216H114ZM124 217H125V216H124ZM178 217H179V216H178ZM196 217H197V216H196ZM233 217H234V216H233ZM240 217H241V216H240ZM251 217H252L253 220L256 219V218L254 219L253 216H251ZM261 217H262V216H261ZM100 218H101V217H100ZM103 218H104V217H103ZM118 218H119V216H118ZM122 218H123V217H122ZM139 218H140V217H139ZM185 218H186V217H185ZM193 218H194V216H193ZM193 218H190V219L192 220ZM200 218H201V217H200ZM245 218H246V216H245ZM245 218H244V219H245ZM93 219H94V218H92V220H93ZM97 219H98V217H97ZM97 219H96V220H97ZM120 219H121V218H120ZM125 219H126V218H125ZM125 219H122V220L124 221ZM129 219L131 220V226H132V220H133V219H131V218L128 217V219H126V220L128 221ZM163 219H164V218H163ZM176 219H177V218H176ZM203 219L205 220V218H203ZM210 219H211V218H210ZM214 219H215V218H214ZM214 219H212V220H214ZM216 219H217V218H216ZM216 219H215V221H216ZM235 219H236V218H235ZM239 219H240V218H239ZM259 219H260V217L257 218V220H259ZM88 220H89V219H88ZM92 220H91V221H92ZM98 220H99V219H98ZM100 220H101V219H100ZM102 220H103V219H102ZM117 220H118V219H117ZM122 220H121L120 222H122ZM126 220H125V221H126ZM169 220H170V219H168V221H169ZM177 220H180V221L182 222L181 219H177ZM187 220H188V219H187ZM198 220H199V219H198ZM198 220L196 219V221H198ZM218 220H219V219H218ZM237 220H238V219H237ZM237 220H236V221H237ZM86 221H87V219H86ZM104 221H105V220H104ZM118 221H119V220H118ZM118 221H115V222L118 223ZM125 221H124V222H125ZM127 221H126V222H127ZM134 221H135V219H134ZM134 221H133V222H134ZM139 221H140V219H139ZM139 221H137L136 223H139ZM141 221H142V220H141ZM143 221H145V220L143 219ZM143 221H142V222H143ZM173 221H174V220H173ZM173 221H172V223H173ZM175 221H176V220H175ZM200 221H201V220H200ZM205 221H207V220H205ZM209 221H211V220H209ZM209 221H207V222H209ZM215 221H214V223L217 222V221H216V222H215ZM55 222H56V221H55ZM80 222H82V221H80ZM84 222H85V221H84ZM84 222H83V225L86 224V223L84 224ZM94 222H95V220H94ZM94 222H92V224H94ZM100 222H101V221H100ZM105 222H106V221H105ZM164 222L166 223V220H164ZM181 222H180L179 224H181ZM194 222H195V219H194ZM202 222H203V221H202ZM212 222H213V221H211V226H212V225L214 226V225L220 223L221 220L218 221V223H216V224H214V223L212 224ZM222 222H224V220H222ZM225 222H226V221H225ZM229 222H230V221H229ZM243 222H244V221H243ZM76 223H77V222H76ZM95 223H96V222H95ZM128 223H130V221H128ZM128 223H127V224H126V223L124 224V223L122 222V227H123V224L129 226L130 224H128ZM136 223H134V224H136ZM167 223H168V222H167ZM167 223H166V224H167ZM197 223H198V222H197ZM234 223H235V221H234ZM238 223H239V221H238ZM52 224H53V223H52ZM80 224H81V223H80ZM106 224H108V223L106 222ZM118 224H119V223H118ZM118 224H117V225H118ZM120 224H121V223H120ZM120 224H119V225H120ZM169 224H171V222H170ZM191 224L193 225V223H191ZM199 224L201 225V222H200ZM199 224H198V225H199ZM206 224H207V225L209 224V226H210V222H209V223H205L204 225H206ZM72 225H73V224H72ZM87 225H89V223L86 224V226H87ZM90 225H91V224H90ZM94 225H95V224H94ZM136 225H137V224H136ZM172 225H174V224H172ZM187 225H188V224H186V226H187ZM207 225H206V226H207ZM226 225H228V221H227V224H226ZM247 225H248V224H247ZM249 225H250V224H249ZM256 225H257V223H255V226H256ZM263 225H264V224H263ZM34 226H35V224H34ZM44 226H45V225H44ZM81 226H82V224H81ZM138 226H140V223L138 224ZM147 226H148V225H147ZM154 226L156 227V225H154ZM158 226H159V225H158ZM169 226H170V225H169ZM169 226H168V228H169ZM177 226H178V225H177ZM179 226H180V225H179ZM181 226H182V225H181ZM181 226H180V228H181ZM184 226H185V225L183 224V227H182V228H186V227H184ZM194 226H195V225H194ZM194 226H193V227H194ZM202 226H203V225H202ZM213 226H212V227H213ZM219 226H220V227L223 226V223H222V225H219ZM219 226H215V227H219ZM230 226L233 227L232 225H230ZM255 226H254V227H255ZM79 227H80V225H79ZM117 227H118V226H117ZM120 227H121V226H120ZM122 227H121V229H122ZM150 227H151V228H149L147 231H150V230L152 229L153 226H150ZM174 227H175V226H174ZM189 227H190V224H189ZM199 227H200V226H199ZM199 227H197V228H199ZM204 227H205V226H204ZM212 227H211V228H212ZM226 227H227V226H226ZM237 227H238V225H237ZM243 227H245L244 224H243ZM248 227H249V226H248ZM248 227H246V228H248ZM261 227H262V226H261ZM263 227H264V226H263ZM123 228L125 229L126 226L123 227ZM137 228H138V227H137ZM139 228H140V227H139ZM143 228H144V227H143ZM143 228H142V230H143ZM145 228H146V227H145ZM157 228H158V227H157ZM160 228H161V226H160ZM162 228H164V227H162ZM162 228H161V230H162ZM170 228H171V227H170ZM182 228H181V229H182ZM207 228H208V227H207ZM229 228H230V227H228V229H229ZM239 228H240V227H239ZM258 228H259V227H258ZM48 229H49V228H48ZM81 229H82V228H81ZM83 229H84V228H83ZM83 229H82V231H84ZM85 229H87V228H85ZM103 229H104V228H103ZM111 229H112V228H111ZM121 229H120V230H121ZM126 229H127V228H126ZM126 229L124 230L125 233H126ZM129 229H130V228H129ZM131 229H132V227H131ZM146 229H147V228H146ZM173 229H174V228H173ZM199 229L201 230V232H200V231H199V232L202 233V228H199ZM203 229H205V228H203ZM218 229L221 230L220 228H218ZM218 229H217V232H218ZM224 229H225V226H224ZM226 229H227V228H226ZM233 229H234V228H233ZM244 229H245V228H244ZM244 229H243V230H244ZM252 229H253V231H254L256 228H255V229L252 228ZM76 230H77V229H76ZM100 230H101V229H100ZM132 230L136 231L137 229L135 228V229H132ZM140 230H141V229H140ZM142 230H141V231H142ZM166 230H167V227H166ZM166 230H165V231H166ZM188 230H189V229H188ZM205 230H206V231H208V230L210 231V228L205 229ZM212 230L214 231L215 228L213 227ZM222 230H223V227H222ZM222 230H221V231H222ZM229 230H230V229H229ZM247 230L250 231V227H249ZM247 230H246V231H247ZM95 231H96V230H95ZM103 231H104V230H103ZM109 231H110V230H109ZM121 231H122V230H121ZM124 231H122V232H124ZM144 231H145V230H144ZM176 231H177V230H176ZM182 231H184V233H185V232H189V233H191L190 230H189V231H185L184 229H182ZM194 231H195V233H196L197 230L195 229ZM206 231H205V232H206ZM213 231H212V232H213ZM238 231H239V230H238ZM241 231H242V230H241ZM249 231H248V234L250 233ZM66 232H67V231H66ZM75 232H76V231H75ZM122 232H121V233H122ZM129 232H130V234L135 233V232H133V231L131 232V231L128 230L127 233H129ZM137 232H138V231H137ZM152 232H153V229H152ZM152 232H149V233H152ZM156 232H158V230H157ZM177 232H179V231H177ZM212 232H211V234H213ZM222 232H224V233H221V232H220V233L224 235V234H225V230H223ZM227 232H228V231H227ZM243 232H244V231H243ZM73 233H74V232H73ZM83 233H84V232H83ZM91 233H93V232L91 231ZM95 233H96V232H95ZM95 233H94V234H95ZM104 233H105V232H104ZM106 233H107V232H106ZM106 233H105V234H106ZM108 233H109V232H108ZM108 233H107V234H108ZM115 233H118V232H116V229H115ZM115 233H114V234H115ZM119 233H120V232H119ZM144 233H145V232H144ZM179 233H180V232H179ZM203 233H204V231H203ZM214 233H215V232H214ZM238 233H239V232H238ZM238 233H235V236H236ZM241 233H242V232H241ZM252 233H253V232H252ZM254 233H255V232H254ZM71 234H72V233H71ZM109 234H110V236H113V237L116 236V234H115V236H114V234H112L111 232H110ZM135 234H136V233H135ZM158 234H159V233H158ZM158 234L152 235V237H153V236H157ZM169 234H170V233H169ZM177 234H178V233H177ZM177 234H176V235H177ZM185 234H186V233H185ZM193 234H194V233H193ZM197 234H198V232L196 233V235H197ZM209 234H210V233H209ZM209 234H208V235H209ZM218 234H219V233H218ZM239 234H240V233H239ZM239 234H238V235H239ZM79 235H80V232H79ZM81 235H82V234H81ZM81 235H80V236H81ZM88 235H89V234H88ZM90 235H91V234H90ZM118 235H119V234H117V236H118ZM123 235H124V234H123ZM123 235H120V236H123ZM147 235H148V233H147ZM180 235H181V234H180ZM180 235L178 234V237H180ZM182 235H183V234H182ZM223 235H222V236H223ZM226 235H227V234H226ZM226 235H224V236L226 237ZM240 235H241V234H240ZM249 235H250V234H249ZM71 236H72V235H71ZM76 236L78 237V235H76ZM97 236H98V235H97ZM108 236H109V235H108ZM137 236H138V234H137ZM167 236H169V235H167ZM185 236H186V235H185ZM190 236H191V234H190ZM198 236H199V234H198ZM209 236H210V235H209ZM209 236H207V237H209ZM217 236H218V235H217ZM219 236H220V234H219ZM222 236L219 237V238H222V239L219 240V238H218V241H221V240L224 241L223 238H225V237H224V236L222 237ZM242 236H243V234H242ZM100 237H101V236H100ZM100 237H99V238H100ZM102 237H104V236H102ZM125 237H126V236H125ZM143 237H146V236H142V238H143ZM148 237H149V236H148ZM150 237H151V234H150ZM150 237H149V238H150ZM186 237H187V236H186ZM195 237H196V236H195ZM210 237H211V236H210ZM212 237H213V236H212ZM214 237H215V236H214ZM230 237H231V234H230ZM230 237H228V238H230ZM232 237H233V236H232ZM238 237H239V236H238ZM19 238H20V237H19ZM87 238H88V236H87ZM89 238H90V236H89ZM95 238H96V237H95ZM97 238H98V237H97ZM106 238H107V236H106ZM110 238H111V240L113 239L112 237H110ZM122 238H124V237H122ZM173 238H174V237H173ZM180 238H181V237H180ZM180 238H178V240H179ZM202 238H203V237H202ZM228 238H227V239H228ZM234 238H235V237H234ZM234 238H233V239H234ZM242 238H243V237H242ZM244 238L246 239V237H244ZM244 238H243V239H244ZM26 239H27V238H26ZM85 239H86V238H85ZM107 239H108V238H107ZM107 239H106V241H107ZM114 239L117 240L118 237H117V238L115 237ZM120 239H121V238L119 237L118 241H119ZM162 239H163V238H162ZM195 239H196V238H195ZM195 239H194V240H195ZM203 239H205V237H204ZM210 239H211V238H210ZM212 239H213V238H212ZM227 239H225V241H226ZM238 239H239V238H238ZM238 239H236V240H238ZM243 239H242V240H243ZM24 240H25V239H24ZM76 240H77V239H76ZM83 240H84V238H83ZM99 240H101V238H100ZM158 240H159V239H158ZM171 240H172V239H171ZM196 240H197V239H196ZM208 240H209V238H208ZM228 240H229V239H228ZM231 240H232V239H231ZM231 240H230V241H231ZM239 240H241V239H239ZM20 241H21V240H20ZM20 241H19V242H20ZM28 241H29V240H28ZM67 241H68V240H67ZM103 241H104V239H103ZM191 241H192V240H191ZM199 241H201V240L199 239ZM223 241H222V244L225 243V242H223ZM230 241H228V243H229ZM21 242H22V241H21ZM21 242H20V243H21ZM108 242H109V240H108ZM116 242H117V241H116ZM116 242L114 243V240H113L114 245L116 244ZM162 242H163V241H162ZM215 242H216V241H215ZM233 242H234V241H233ZM15 243H16V242H15ZM15 243H14V244H15ZM97 243H98V242H97ZM113 243H112V244H113ZM168 243H169V242H168ZM186 243H187V242H186ZM193 243L195 244L196 242H193ZM206 243H207V241L204 242V240H203V244H201V242H199V244H201V245H199V246H201L202 248H204V247H205L204 244H206ZM208 243H209V241H208ZM208 243H207V244H208ZM212 243H214V242H212ZM104 244H105V243H104ZM108 244H109V243H108ZM156 244H157V243H156ZM207 244H206V245H207ZM210 244H211V243H210ZM215 244H216V243H215ZM225 244H226V243H225ZM231 244H233V243H231ZM235 244H236V243H234V245H235ZM257 244H258V243H257ZM257 244H256V245H257ZM35 245H36V244H35ZM99 245H100V244H99ZM102 245H103V244H102ZM102 245H101V247H102ZM105 245H107V244H105ZM109 245H111V244H109ZM181 245H182V243H181ZM183 245H185V244H183ZM186 245H187V244H186ZM197 245H198V244H197ZM197 245L195 244V246H197ZM202 245H204V247H203ZM17 246H18V244H17ZM17 246H14V247H17ZM86 246H87V245H86ZM103 246H104V245H103ZM172 246H173V245H172ZM199 246L196 247V248L199 249ZM219 246H222L221 243H220ZM223 246H224V244H223ZM223 246H222V247H223ZM226 246H227V245H226ZM63 247H64V246H63ZM63 247H62V248H63ZM92 247H93V246H92ZM98 247H99V246H98ZM98 247H97V248H98ZM106 247H110V246L107 245ZM154 247H155V246H154ZM154 247H153V248H154ZM156 247H157V246H156ZM190 247H191V246H190ZM201 247H200V248H201ZM217 247H218V246H217ZM222 247H220V249L223 250ZM224 247H225V246H224ZM89 248H91V247H89ZM103 248H104V247H103ZM112 248H113V245H112ZM191 248H192V247H191ZM202 248H201V250H202ZM225 248L228 249L229 247H225ZM225 248H224V250H225ZM6 249H7V248H6ZM43 249H44V248H43ZM87 249H88V248H87ZM98 249H101V248H98ZM98 249H97V250H98ZM188 249H189V247H188ZM217 249H218V248H217ZM217 249H215V250H217ZM23 250H24V249H23ZM95 250H96V249H95ZM97 250H96V251H97ZM110 250H111V249H110ZM152 250H153V249H152ZM189 250H190V249H189ZM209 250H210V248H209ZM229 250H230V249H229ZM99 251H100V250H99ZM99 251H98L97 253H99ZM144 251H145V250H144ZM169 251H170V250H169ZM186 251H187V249H186ZM193 251H194V250H193ZM196 251H198V250H196ZM4 252H6V251H4ZM136 252H137V251H136ZM154 252H155V251H154ZM184 252H185V251H184ZM194 252H195V251H194ZM219 252H220V251H219ZM261 252H262V251H261ZM89 253H90V251H89ZM97 253H94V254H96V255H94V256H95V259H96ZM168 253H169V252H168ZM186 253L189 254L188 252H186ZM190 253H193V252L190 251ZM203 253H204V252H203ZM227 253H228V252H227ZM250 253H251V252H250ZM3 254H4V253H3ZM99 254H100V253H99ZM99 254H98V257H100V259L102 260V258H101L102 256H100ZM101 254H103V253H101ZM127 254H128V253H127ZM173 254H174V253H173ZM195 254H196V252H195ZM210 254H211V250H210ZM233 254H234V253H233ZM241 254H242V253H241ZM87 255H88V254H87ZM92 255H93V254H92ZM168 255H169V254H168ZM192 255H193V254H192ZM198 255H201V254H198ZM203 255H204V254H203ZM205 255H206V254H205ZM207 255H208V254H207ZM262 255H263V254H262ZM262 255H261V256H262ZM89 256H90V254H89ZM94 256H93V257H94ZM122 256H123V255H122ZM129 256H130V254H129ZM129 256H128V257H129ZM139 256H140V255H139ZM139 256H138V257H139ZM185 256H186V255H185ZM215 256H216V255H215ZM223 256H224V255H223ZM259 256H260V255H259ZM5 257H6V256H5ZM163 257H164V256H163ZM200 257H201V256H200ZM200 257H197V258H200ZM218 257H219V256H218ZM224 257H225V256H224ZM12 258H13V257H12ZM90 258H92V257L90 256L89 259H90ZM124 258H125V257H124ZM154 258H155V257H154ZM156 258H157V257H156ZM186 258H187V256H186ZM188 258H189V257H188ZM201 258H202V257H201ZM243 258H244V257H243ZM251 258L253 259V257H251ZM251 258H250V259H251ZM1 259H2V257H1ZM92 259H94V258H92ZM92 259H90V260H92ZM98 259H99V258H98ZM104 259H105V258H104ZM163 259H164V258H163ZM222 259H223V258H222ZM250 259H249V260H250ZM254 259H255V258H254ZM78 260H79V259H78ZM96 260H97V259H96ZM150 260H151V259H150ZM166 260H167V258H166ZM177 260H178V259H177ZM225 260H226V259H225ZM225 260H224V261H225ZM234 260H235V259H234ZM255 260H256V259H255ZM93 261H94V260H93ZM97 261H98V260H97ZM106 261H107V260H106ZM106 261H105V262H106ZM111 261H112V260H111ZM162 261H163V260H162ZM184 261H185V259H184ZM186 261H187V260H186ZM186 261H185V262H186ZM191 261L194 262L193 259H192ZM212 261H213V259H212ZM12 262H13V261H12ZM87 262H88V260L86 261V263H87ZM89 262H92V261H89ZM109 262H110V261H109ZM109 262H108L107 264H110V263H111V262H110V263H109ZM163 262H164V261H163ZM189 262H190V260H189ZM209 262H210V261H209ZM263 262H264V261H263ZM1 263H3L2 260H1ZM96 263H97V262H96ZM170 263H173V262H170ZM194 263H195V262H194ZM94 264H95V263H94ZM99 264H100V263H99ZM211 264H212V263H211ZM224 264H225V263H224ZM226 264H227V263H226ZM257 264H258V263H257ZM259 264H260V261H259Z\"/></svg>",
    "mask_w": 264,
    "mask_h": 264
}]
</instances>
